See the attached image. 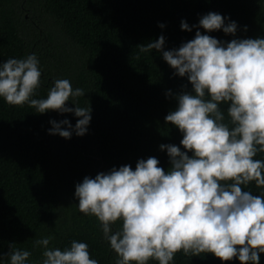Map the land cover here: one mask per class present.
<instances>
[{
    "label": "trees",
    "instance_id": "trees-1",
    "mask_svg": "<svg viewBox=\"0 0 264 264\" xmlns=\"http://www.w3.org/2000/svg\"><path fill=\"white\" fill-rule=\"evenodd\" d=\"M30 3L38 9H33L37 22L26 20ZM209 12L225 17V24L236 22L235 35L203 28L181 30L182 20L190 27L199 25ZM197 30L222 42L264 39V0H0V64L35 54L41 77L30 99H46L55 80L67 79L73 90L83 89L85 95L66 105L91 108L86 134L73 131L67 139L80 150L81 168H75L72 155L54 158L49 129L52 113H58L53 120L67 119L73 128L78 117L55 110L41 114L29 103L9 105L0 97V264H11L10 244L11 250L31 253L25 264H42L44 248L36 241L44 237H51L49 248L61 250L70 248L73 240L87 243L90 258L115 264L118 256L98 219L79 211L75 187L86 176L95 178L99 170L107 173L124 165L135 170L139 160L149 157L158 159L167 173L170 158L160 145L184 149L183 134L165 117L176 109V96L190 92L192 85L186 77L174 75L161 52H142L140 46L163 35L165 51L178 49L194 39ZM220 107L224 123H229L228 105ZM254 159L264 160V153ZM241 187L264 196V187L255 181ZM111 227L114 233L122 222ZM170 264L240 261L180 251ZM259 264H264V253Z\"/></svg>",
    "mask_w": 264,
    "mask_h": 264
},
{
    "label": "clouds",
    "instance_id": "clouds-1",
    "mask_svg": "<svg viewBox=\"0 0 264 264\" xmlns=\"http://www.w3.org/2000/svg\"><path fill=\"white\" fill-rule=\"evenodd\" d=\"M209 12L199 25L181 21V30L203 28L235 35L236 22ZM163 28L164 25L160 24ZM165 37L140 46L157 50L186 77L190 92L176 96L178 105L165 117L183 134L180 144L160 145L167 150L171 167H159L155 157L84 177L75 187L78 209L95 216L104 238L117 254L115 264H170L177 252L198 256L212 253L221 261L238 258L240 264H259L264 253V196L242 190L255 181L264 187V39L222 42L201 34L178 49L164 50ZM35 54L0 64V97L9 105L29 103L38 113L55 110L73 113L75 128L65 119L50 121L49 134L70 139L83 136L91 120L90 107H68L66 102L84 96L67 79L54 81L46 99H30L40 86L41 71ZM171 95V92L167 93ZM226 104L229 123L221 105ZM231 125V127L229 126ZM62 125H67V129ZM189 152L192 155H189ZM232 181V183H227ZM122 228L112 232V225ZM51 237L36 241L42 246V264H98L90 258L88 244L73 240L70 248H49ZM11 264H25L29 251L11 250Z\"/></svg>",
    "mask_w": 264,
    "mask_h": 264
},
{
    "label": "rangeland",
    "instance_id": "rangeland-1",
    "mask_svg": "<svg viewBox=\"0 0 264 264\" xmlns=\"http://www.w3.org/2000/svg\"><path fill=\"white\" fill-rule=\"evenodd\" d=\"M24 2H25V0H24ZM28 6H29L28 12L25 14L26 20H28V21L32 20V21L37 22L38 17L36 16V12L33 10L34 8H36V5L34 3H30V4H28ZM42 16L44 17V14ZM31 18H33V19H31ZM57 114H58L57 112H56V114L52 113L53 118L56 117ZM53 118H52V120H53ZM51 128H52V124H51ZM53 143H54V147H53L54 148V158L56 160L63 158V157H66V155H72L73 156V163H71V164H73L75 168H78V167L81 168L82 161L77 156V153L80 152L78 147H75L74 145L70 144L67 141V139H63L59 135H53ZM57 163H56V165H57ZM60 166L61 165L59 164V168H60ZM87 170L90 173L92 172L90 169H87ZM99 171H100L99 173L103 172L102 170H99ZM74 175L76 177H78L79 173L75 172Z\"/></svg>",
    "mask_w": 264,
    "mask_h": 264
}]
</instances>
